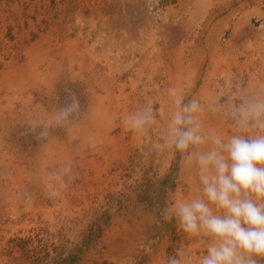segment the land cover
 I'll use <instances>...</instances> for the list:
<instances>
[{
	"label": "rangeland",
	"instance_id": "rangeland-1",
	"mask_svg": "<svg viewBox=\"0 0 264 264\" xmlns=\"http://www.w3.org/2000/svg\"><path fill=\"white\" fill-rule=\"evenodd\" d=\"M240 86L264 94V0H0V264L197 261L205 241L160 219L196 194L195 168L154 151L168 90L227 108ZM71 94L79 120L39 141L32 129ZM145 105L157 120L142 138L122 120ZM200 119L233 132L223 111Z\"/></svg>",
	"mask_w": 264,
	"mask_h": 264
},
{
	"label": "clouds",
	"instance_id": "clouds-1",
	"mask_svg": "<svg viewBox=\"0 0 264 264\" xmlns=\"http://www.w3.org/2000/svg\"><path fill=\"white\" fill-rule=\"evenodd\" d=\"M168 97L172 109L164 138L156 142L154 151L179 154L195 168L196 194L168 203L160 211V219L175 221L187 237L202 238L206 251L194 262L190 254L177 249L164 264H264V94L240 86L238 99L227 108L219 102L202 105L196 98L185 100L175 88L168 90ZM206 110L223 111L232 134L225 137L204 130L200 116ZM81 115L80 101L71 94L32 130L39 141H47L55 130L72 126ZM156 120L155 107L145 105L122 124L143 138ZM96 146V141L90 143V147ZM71 174L70 163L55 171L49 198L61 195Z\"/></svg>",
	"mask_w": 264,
	"mask_h": 264
}]
</instances>
